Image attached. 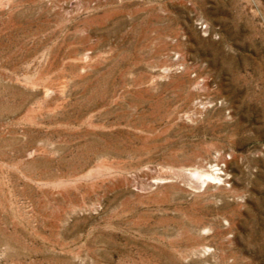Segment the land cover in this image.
<instances>
[{
    "label": "rangeland",
    "instance_id": "obj_1",
    "mask_svg": "<svg viewBox=\"0 0 264 264\" xmlns=\"http://www.w3.org/2000/svg\"><path fill=\"white\" fill-rule=\"evenodd\" d=\"M0 264H264V0H0Z\"/></svg>",
    "mask_w": 264,
    "mask_h": 264
}]
</instances>
